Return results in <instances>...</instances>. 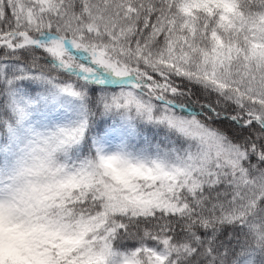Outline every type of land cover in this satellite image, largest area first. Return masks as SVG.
<instances>
[{
  "label": "snow or ice",
  "instance_id": "6c2138e0",
  "mask_svg": "<svg viewBox=\"0 0 264 264\" xmlns=\"http://www.w3.org/2000/svg\"><path fill=\"white\" fill-rule=\"evenodd\" d=\"M0 264H264V0H0Z\"/></svg>",
  "mask_w": 264,
  "mask_h": 264
}]
</instances>
